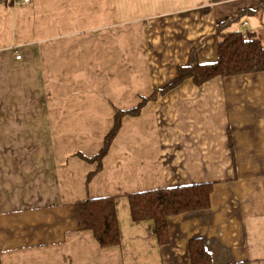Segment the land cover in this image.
<instances>
[{
    "label": "crops",
    "instance_id": "1",
    "mask_svg": "<svg viewBox=\"0 0 264 264\" xmlns=\"http://www.w3.org/2000/svg\"><path fill=\"white\" fill-rule=\"evenodd\" d=\"M24 1H0V264H191L200 239L213 264H264V72L161 93L193 53L217 61V25L242 12L228 31L264 44V0ZM153 93L89 180L80 155ZM212 182L168 245L132 220L130 194ZM110 197L121 239L103 248L75 204Z\"/></svg>",
    "mask_w": 264,
    "mask_h": 264
},
{
    "label": "trees",
    "instance_id": "2",
    "mask_svg": "<svg viewBox=\"0 0 264 264\" xmlns=\"http://www.w3.org/2000/svg\"><path fill=\"white\" fill-rule=\"evenodd\" d=\"M244 13L242 12V14ZM241 15L217 25L215 29L218 38L217 61L202 64L199 63L196 53H193L191 65L178 70L175 80L161 90L162 95L179 88L182 83L188 80H194L198 86H202L215 78H232L238 75L264 72L262 38L242 31H228L241 19ZM154 93L150 98L143 99V102L134 110H116L117 115L113 128L105 137V143L101 150L92 158L80 155L88 163L96 164V170L89 176V180L102 170L103 161L107 157L114 138L122 128L123 118L126 116L136 117L141 114L143 109L154 100ZM213 189L214 183L212 182L130 194L127 198L132 220L134 223L153 222L158 242L161 245H168L170 243L169 218L184 215V213L208 210L211 206ZM75 212L78 230L91 232L101 247L112 248V246L120 244L121 230L119 229L115 197L83 200L75 204ZM189 251L191 264H213L212 257L206 251L203 240L191 241Z\"/></svg>",
    "mask_w": 264,
    "mask_h": 264
},
{
    "label": "rangeland",
    "instance_id": "3",
    "mask_svg": "<svg viewBox=\"0 0 264 264\" xmlns=\"http://www.w3.org/2000/svg\"><path fill=\"white\" fill-rule=\"evenodd\" d=\"M235 26H237V25H234L233 28H234ZM185 82H186V81H185ZM185 82H184V83H185ZM184 83H182L181 85H183ZM181 85H180V86H181ZM147 106H148V105H147ZM143 111H144V110H143ZM143 111H142V113H143ZM142 113H141V114H142ZM141 114H139L138 116H140ZM121 126H122V124H121ZM112 128H113V127H112ZM121 129H122V128H121ZM121 129H120V131H121ZM110 131H111V130H110ZM110 131H109V132H110ZM120 131H119V133H120ZM109 132H108V133H109ZM108 133H107V134H108ZM119 133L116 135V137H115L114 139H116V138L118 137ZM106 136H107V135H106ZM106 136H105V137H106ZM104 139H105V138H104ZM103 141H104V140H103ZM113 142H114V140H113ZM104 143H105V141H104ZM104 143H103V145H104ZM112 144H113V143H112ZM111 146H112V145H111ZM110 148H111V147H110ZM109 150H110V149H109ZM108 152H109V151H108Z\"/></svg>",
    "mask_w": 264,
    "mask_h": 264
},
{
    "label": "built area",
    "instance_id": "4",
    "mask_svg": "<svg viewBox=\"0 0 264 264\" xmlns=\"http://www.w3.org/2000/svg\"><path fill=\"white\" fill-rule=\"evenodd\" d=\"M28 3H29V0H25L24 1V4H28ZM16 57H17L18 60H20L22 58L20 55H17Z\"/></svg>",
    "mask_w": 264,
    "mask_h": 264
},
{
    "label": "water",
    "instance_id": "5",
    "mask_svg": "<svg viewBox=\"0 0 264 264\" xmlns=\"http://www.w3.org/2000/svg\"><path fill=\"white\" fill-rule=\"evenodd\" d=\"M0 1H2V0H0Z\"/></svg>",
    "mask_w": 264,
    "mask_h": 264
}]
</instances>
